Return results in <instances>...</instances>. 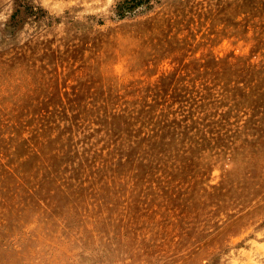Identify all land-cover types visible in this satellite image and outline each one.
Listing matches in <instances>:
<instances>
[{
  "label": "rangeland",
  "instance_id": "374dc122",
  "mask_svg": "<svg viewBox=\"0 0 264 264\" xmlns=\"http://www.w3.org/2000/svg\"><path fill=\"white\" fill-rule=\"evenodd\" d=\"M0 264H264V0H0Z\"/></svg>",
  "mask_w": 264,
  "mask_h": 264
}]
</instances>
